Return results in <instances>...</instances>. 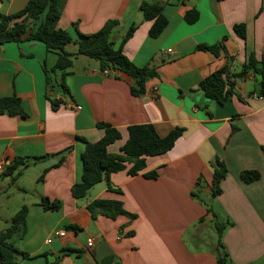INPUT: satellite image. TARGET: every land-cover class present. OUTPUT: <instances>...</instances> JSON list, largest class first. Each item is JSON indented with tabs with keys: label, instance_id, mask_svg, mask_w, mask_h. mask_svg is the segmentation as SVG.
I'll list each match as a JSON object with an SVG mask.
<instances>
[{
	"label": "crops",
	"instance_id": "obj_1",
	"mask_svg": "<svg viewBox=\"0 0 264 264\" xmlns=\"http://www.w3.org/2000/svg\"><path fill=\"white\" fill-rule=\"evenodd\" d=\"M27 1L0 0V12L15 13ZM143 1L158 2L167 19L157 37L149 35L152 22L139 10ZM191 9L198 17L189 23L185 14ZM109 19L119 21L111 36L115 47L127 28L137 24L123 44V53L136 66L148 65L156 72L141 95L131 93V79L125 73L103 74L95 60L81 55L63 78L65 91L59 85L61 72L51 71L57 55L43 43L23 40L0 45V97H19L26 113L24 117L0 114V163L4 164L0 175H8L6 167L15 157L24 161L12 172V180L20 166L39 167L34 173L35 201L23 204L28 206L26 231L16 236L22 247L14 244L27 253L17 255L18 264L55 259L59 264H101L109 256L115 264H216L212 247L201 248L199 243L190 247L185 241L189 229L197 230L199 220L207 216L205 206L191 192L200 198V192H211L215 157L225 163L227 173L211 207L221 221L232 222L223 234L230 264H264V100L251 97L264 91V75L249 69L234 77L250 53L258 67L264 66V0H66L57 22L73 38L65 50L75 53L78 32L94 33ZM239 23L245 25L244 39L233 30ZM219 42L224 44L219 55L196 48ZM45 67L52 85L46 83ZM223 67H227L224 76L235 84L227 101L219 104L205 95L199 83ZM53 99L60 102L56 110ZM100 122L120 133L108 146L110 153L119 152L133 124L151 123L160 135L174 127L183 132L170 150L146 157L145 168L136 175L127 173L130 164L111 173L110 185L120 192L110 190L102 180L75 199L70 188L80 181L84 150L77 136L92 142L100 139L104 134L97 126ZM69 147L55 166L59 153ZM152 170L155 178L143 176ZM244 170L258 171L259 178L245 182L240 176ZM43 196L59 200V209L44 210L39 204ZM96 198L120 200L136 217L92 218L86 205ZM58 231L64 235H55ZM90 238L94 244L89 248Z\"/></svg>",
	"mask_w": 264,
	"mask_h": 264
},
{
	"label": "trees",
	"instance_id": "obj_2",
	"mask_svg": "<svg viewBox=\"0 0 264 264\" xmlns=\"http://www.w3.org/2000/svg\"><path fill=\"white\" fill-rule=\"evenodd\" d=\"M66 0H28L25 6L12 14H4L0 12V45L6 42H20L23 40H35L44 44L48 51L57 55L56 62L51 71L61 72V81L59 85L65 91H68L64 83V76L68 74V69L73 64L76 56H85L97 62L100 71L109 70L110 74L114 71L125 73L131 79L130 91L133 95L138 96L146 91V82L154 77L156 72L151 66H136L124 53L123 44L132 36L137 24H131L125 33L121 36L118 45L111 39L114 30L119 26L117 19H109L104 22L99 30L90 34L78 32L77 51L70 53L65 50V46L70 43L73 38L71 34L57 27V22L61 16L63 6ZM143 18L151 21L149 35L157 37L167 24L166 17L161 13V5L158 2L143 1L139 5ZM198 17L196 10H188L185 14V20L189 23L194 22ZM234 32L240 38H245V25L243 23L234 24ZM197 49L211 51L215 55H219L224 50L223 42L214 45L199 44ZM264 75V66L258 63L253 53H250L247 61L235 76H243L247 70ZM46 83L52 85L53 81L48 76V69L45 67ZM227 74V67L216 70L200 81L199 87L204 91L205 95L215 100L219 104H224L228 97L233 93L234 80H231ZM262 86L264 82L262 81ZM52 108L56 110L60 104L58 100H52ZM0 114L9 116H26L19 97L15 95L0 97ZM97 126L104 129L103 136L96 141H88L82 136H77V140L84 143V150L81 153L82 173L80 181L72 184L70 191L75 199L83 198L88 190L96 183L106 180L108 188L114 189L110 185L109 177L113 172L121 171L127 168L126 164H130L127 169L129 175H136L145 168V159L148 156L162 154L170 150L175 141L181 136L183 128L174 127L165 135H160L155 126L151 123L133 124L128 126V138L120 147L118 153H110L108 146L120 138L119 131L109 123L100 122ZM69 148L59 153V158L55 166L62 163L64 153ZM40 159V158H39ZM24 161V158L15 157L12 164L8 165L5 174L11 175L16 167ZM213 167L211 197H215L221 193V181L225 178L227 167L225 163L215 157L211 162ZM146 178H155L157 173L149 171L143 173ZM241 178L245 182H250L259 178V172L256 170H244L240 173ZM42 178V174L39 179ZM200 181V179H198ZM191 196L201 202L207 214H211L215 221V231L217 233L216 243L212 246L213 254L216 258V264L231 263L228 251L223 243V234L228 226L232 224L229 218L221 221L219 215L214 209L205 203L198 193L191 192ZM40 206L44 210H57L60 207L59 200H50L48 197H41ZM92 218L97 215H104L111 219H115L119 215H125L130 219L136 217L135 214L126 211L120 200L96 198L86 205ZM28 215V206L22 205L21 208L12 216L9 225L0 231V264H18L17 255L27 256V253L16 248L13 238L17 235L22 236L26 231V217ZM203 221V218L199 220ZM75 228V226H69ZM133 234V232H129ZM68 251H70L68 249ZM46 264H59V260L47 262ZM101 264H115L112 257L102 260Z\"/></svg>",
	"mask_w": 264,
	"mask_h": 264
},
{
	"label": "rangeland",
	"instance_id": "obj_3",
	"mask_svg": "<svg viewBox=\"0 0 264 264\" xmlns=\"http://www.w3.org/2000/svg\"><path fill=\"white\" fill-rule=\"evenodd\" d=\"M38 169L39 167H37V165H31L29 168L20 166L13 174V180L11 175H0V189H6L0 192V231L4 230L9 225L10 219L23 204L35 201L34 173ZM22 188L28 191L25 192ZM199 195L209 206L212 204L210 193L204 195L200 192ZM12 240H15V245L22 247L21 239L15 236ZM195 240H203L204 242H197ZM216 240L217 233L215 231V221L211 214H207V216L203 217V221L197 230L189 229L185 235V241L190 247H195L196 243H199L201 248H211L212 245L216 243ZM16 260L20 263L21 256H17Z\"/></svg>",
	"mask_w": 264,
	"mask_h": 264
},
{
	"label": "built area",
	"instance_id": "obj_4",
	"mask_svg": "<svg viewBox=\"0 0 264 264\" xmlns=\"http://www.w3.org/2000/svg\"><path fill=\"white\" fill-rule=\"evenodd\" d=\"M167 51L170 52V53H172V50L171 49H168ZM109 72H110L109 70H103L102 71L103 74H108ZM251 97L253 99L264 100V91H262L261 93H253V94H251ZM77 108H80V107L78 106ZM2 166H4V164L3 163H0V170L2 169ZM55 235H57V236H63L64 235V232L63 231H58V232L55 233ZM47 242L49 243V242H51V240L48 239ZM93 244H94L93 238L88 239L87 246L90 248V247L93 246Z\"/></svg>",
	"mask_w": 264,
	"mask_h": 264
}]
</instances>
